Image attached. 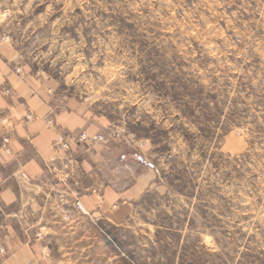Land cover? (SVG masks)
I'll return each mask as SVG.
<instances>
[{
	"label": "rangeland",
	"instance_id": "rangeland-1",
	"mask_svg": "<svg viewBox=\"0 0 264 264\" xmlns=\"http://www.w3.org/2000/svg\"><path fill=\"white\" fill-rule=\"evenodd\" d=\"M0 15L57 111L159 178L78 264H264V0H0Z\"/></svg>",
	"mask_w": 264,
	"mask_h": 264
},
{
	"label": "crops",
	"instance_id": "crops-1",
	"mask_svg": "<svg viewBox=\"0 0 264 264\" xmlns=\"http://www.w3.org/2000/svg\"><path fill=\"white\" fill-rule=\"evenodd\" d=\"M1 29L0 18V143L9 147H0V264H78L159 178L141 156L78 140L99 128L57 111L48 82L18 66ZM59 133L72 138L66 152L52 147Z\"/></svg>",
	"mask_w": 264,
	"mask_h": 264
},
{
	"label": "built area",
	"instance_id": "built-area-1",
	"mask_svg": "<svg viewBox=\"0 0 264 264\" xmlns=\"http://www.w3.org/2000/svg\"><path fill=\"white\" fill-rule=\"evenodd\" d=\"M87 139L90 141H98V142H103V143L106 142L105 137L102 133H96L92 136H89L88 134H86L85 131L80 132V134L78 136V140L84 141ZM71 140H72L71 137L64 136L61 133H59L56 136V138L53 140L52 147H53L54 151H56V152H58V151L66 152L69 150V144H70ZM0 147L5 151H9L8 138L7 137H3L1 139ZM74 204H75V207L77 209L82 210L81 205L78 201H75ZM64 219L65 220L68 219V216H65ZM0 252H3V248H1V247H0Z\"/></svg>",
	"mask_w": 264,
	"mask_h": 264
}]
</instances>
